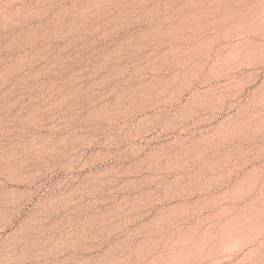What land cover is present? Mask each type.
I'll return each mask as SVG.
<instances>
[{"label":"rangeland","instance_id":"rangeland-1","mask_svg":"<svg viewBox=\"0 0 264 264\" xmlns=\"http://www.w3.org/2000/svg\"><path fill=\"white\" fill-rule=\"evenodd\" d=\"M0 264H264V0H0Z\"/></svg>","mask_w":264,"mask_h":264},{"label":"bare ground","instance_id":"bare-ground-1","mask_svg":"<svg viewBox=\"0 0 264 264\" xmlns=\"http://www.w3.org/2000/svg\"><path fill=\"white\" fill-rule=\"evenodd\" d=\"M251 66V65H250ZM95 142V141H94ZM98 164V163H97ZM100 164H102V163H100Z\"/></svg>","mask_w":264,"mask_h":264}]
</instances>
